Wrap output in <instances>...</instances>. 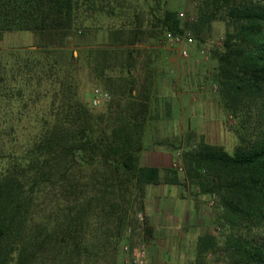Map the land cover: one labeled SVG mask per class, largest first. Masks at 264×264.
Returning <instances> with one entry per match:
<instances>
[{
	"label": "trees",
	"instance_id": "trees-1",
	"mask_svg": "<svg viewBox=\"0 0 264 264\" xmlns=\"http://www.w3.org/2000/svg\"><path fill=\"white\" fill-rule=\"evenodd\" d=\"M172 1L0 0V40L36 36L0 47V264H120L124 244L152 239L146 189L160 183L218 208L182 264H264V0H191L184 19ZM215 21L212 82L238 140L229 152L201 134L172 149L181 170L144 164L143 151L166 142L148 138L156 99L163 117L172 103L132 76L137 45L185 29L202 40ZM91 85L110 100L92 107Z\"/></svg>",
	"mask_w": 264,
	"mask_h": 264
},
{
	"label": "rangeland",
	"instance_id": "rangeland-1",
	"mask_svg": "<svg viewBox=\"0 0 264 264\" xmlns=\"http://www.w3.org/2000/svg\"><path fill=\"white\" fill-rule=\"evenodd\" d=\"M171 6L179 9V11L184 12L185 16L189 18H192V15L194 14L192 7L193 4L191 0H173L171 2ZM150 30L153 31L151 32V34L153 35L154 29H150ZM223 30H224V24L222 22L215 21L212 23L210 30L208 31L206 30L205 32L202 33V40L201 39L199 40L197 39V37L194 36L193 39L194 41L192 43L183 44L182 45L183 47H181L180 44L171 45L167 43L166 40L162 41L163 38L165 39L166 36L165 32L161 34V38L152 39V37H150L147 41L142 42L140 45L141 47L139 48L140 49L139 57H141V59L145 58L144 49L147 47L144 46L146 45L149 46L148 48H150L153 51V53L156 54L157 53L156 51H158L157 53L158 56L156 54L157 59L164 58L165 60V57H167V62H164V64L161 65V68H163L162 71L164 72L167 71L170 74H172V72H170L172 68H173L174 76L177 75L178 70H180V72L182 73L184 71H187V74L188 71L199 72L196 74L199 75L198 78L196 79V82L194 84L192 82L191 84L192 85L191 93H194L192 94V96L195 97L196 104L201 105L203 100H204L203 102L205 103V105L203 107H200L199 109L198 107L196 108V105L194 107V110H196V115L199 114V117H197L198 119L193 120L191 125L188 124L185 125L184 123V125L181 124V126L176 125L175 127L174 126L171 127V124L170 125L168 124L166 126L163 124L158 127L148 128V132H147L148 138L154 136L156 140L166 141L164 144L161 145L159 144L158 146L163 147L168 152L170 151L173 152L172 149L175 146L176 147H178L179 145L183 146L184 144L189 145L191 141L195 143L197 139H199L201 134H203L204 137L210 142L224 145L229 152L232 151L234 145L238 140L237 132L234 131L236 118L231 117V115H229L226 111L220 109L217 102V95L214 92V83L212 82V69L214 66H213V62L209 58L210 56L209 52L213 45H211L210 43L212 42V40H215L219 36L223 35ZM35 42H36V36L31 31H13V32L5 33L3 38L0 40V47H2L3 49H9L12 47L29 46ZM202 49H205L204 53H201ZM95 87L104 88L101 85H91L86 88L85 91L86 101L89 104H90L89 99L91 96V91ZM182 93H183V89L181 90V94ZM198 99H202V100H198ZM172 132L176 133V137L172 135ZM170 164L171 163L167 165V163H164V165L161 166V168L170 166ZM182 175L183 173L180 172L179 178H182ZM151 188L152 189H146V197H145L146 203L149 196L153 195L154 192L159 191L158 187L154 186ZM185 191L188 196L194 195L192 191L188 189L187 186L185 187ZM149 200H150L149 202H151V199ZM204 201L206 203L207 210L209 209L211 211V216H212L211 223H207V225L212 224V222L216 223L215 219L218 214V208L215 204V200L214 203H211V197L207 196L204 199ZM132 239L134 240V244H137L138 242L142 243L144 238L137 235ZM149 243H150V239L146 243L148 247L146 264H171L169 263L170 262L169 256L167 257L168 254H164V256L158 255L159 252L158 247L162 249L161 253H163L167 249L165 247L167 241L164 239V237L159 240L160 246H157L158 242L155 245L157 246V248L153 247L154 245L150 247ZM187 244L189 245L190 241H188ZM188 245L186 250H189L190 246ZM150 252H152V256L149 258ZM184 258L185 257L183 256L182 260ZM126 259H127V254L122 249V253L120 255V264H127ZM161 259L162 261H160ZM163 260H166L168 262H165Z\"/></svg>",
	"mask_w": 264,
	"mask_h": 264
},
{
	"label": "crops",
	"instance_id": "crops-1",
	"mask_svg": "<svg viewBox=\"0 0 264 264\" xmlns=\"http://www.w3.org/2000/svg\"><path fill=\"white\" fill-rule=\"evenodd\" d=\"M104 36L105 34H103L102 37ZM164 40L165 39L163 38L162 41ZM140 45L141 44H138L137 46L140 48ZM144 47H147L144 49L145 58L141 59L140 57L139 60H137L135 69H132L131 74L132 76L139 74V82L149 79L147 82L151 83L152 97H171L172 103L169 116L163 117L164 110L161 106L162 103L160 102L158 104L156 99V112L159 113V116H156V119L153 118L152 121L148 123V126L158 127L163 124L165 126L171 124V127H175L176 125H184V123L185 125H191L193 120H197V117H199V114L196 115V110H194L195 105L198 109L205 105L203 102L204 100L201 105H197L195 97L192 96L194 93H191V84L192 82L193 84L196 82V79L199 76L196 74L199 72L188 71L187 74V71L182 73L178 70L177 75L175 76L173 74V68L170 70L172 74L167 71L164 72L162 71L163 68H161V65L164 64V62H167V57H165L166 61L164 58L157 59L156 54L158 51H156L157 53L155 54L150 48H148V45ZM142 64H144V66ZM182 89L183 93L181 94ZM149 140L153 143L155 138L150 137ZM155 144L156 145L152 148L143 151V163L156 165L158 167L163 166L164 163H167V165L171 163L173 157L172 151L168 152L163 147L158 146L157 143ZM154 186L158 187L159 191L154 192L153 195L149 196L144 212L153 233L149 245L150 247L154 245L153 247L157 248V246H160L159 240L164 237L167 241L165 246L167 249L161 253L162 249L158 247V255L164 256V254H168L167 257L169 256L170 259L169 263L175 264L174 259L177 258V264H182V258L187 253V242L195 239L199 234L210 230V227H208L210 225H207V223H211V211L209 209L207 210L204 201V199L210 195L194 194V187H192L194 195L188 196L184 186L168 183L149 185L147 186V189H152L151 187ZM149 199H151V202H149ZM156 244L157 246H155ZM151 256L152 252H150L149 258ZM160 261H162V259ZM163 261L168 262L166 260Z\"/></svg>",
	"mask_w": 264,
	"mask_h": 264
},
{
	"label": "built area",
	"instance_id": "built-area-1",
	"mask_svg": "<svg viewBox=\"0 0 264 264\" xmlns=\"http://www.w3.org/2000/svg\"><path fill=\"white\" fill-rule=\"evenodd\" d=\"M179 16L181 18H185L184 12L180 11ZM223 39V36H219L216 40V43H220ZM165 40L169 44H182V43H191L193 40L191 31L188 29H185L183 33L181 34H170L167 33L165 36ZM205 49L201 50V53H204ZM111 98V93L108 90L95 87L91 91V96H90V104L92 106H100L104 102L110 100ZM180 152L178 151L177 154ZM172 166L177 168L178 170L182 169V166L177 160H172ZM138 218L142 220L143 216L141 213L137 214ZM122 249L126 252L127 254V259L126 262L127 264H146V259H147V246L145 243H137L135 245H129V244H124L122 246Z\"/></svg>",
	"mask_w": 264,
	"mask_h": 264
}]
</instances>
